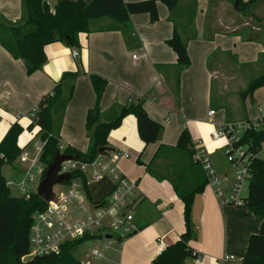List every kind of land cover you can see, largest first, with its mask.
<instances>
[{
	"label": "crops",
	"instance_id": "0c3cea01",
	"mask_svg": "<svg viewBox=\"0 0 264 264\" xmlns=\"http://www.w3.org/2000/svg\"><path fill=\"white\" fill-rule=\"evenodd\" d=\"M57 1L53 0L52 7L49 4L51 10ZM83 1L89 3L91 0ZM157 11L158 20L153 23L150 22L147 14L132 15L129 22L124 25L111 19L92 22L88 33L78 35L79 47L76 49L78 52L76 60L71 58L73 49L62 43L45 46L44 52L47 59L45 65L41 70L28 76L32 89L31 105L48 94L61 80L64 73L77 72L79 76L73 83V97L65 109L64 123H85L87 112L95 105V93L89 76L97 75L107 82L99 102L102 115L113 107L131 103L134 98H146L143 108L152 120L161 124L165 114L167 116L174 114L180 119V89L183 79L189 81L190 88L194 92L205 88L209 101L214 102L215 107L224 108L220 100L213 98V92L214 96L220 99V96L229 90V86L242 83L243 77L240 70L242 64L234 54L232 55L236 53L237 43L257 47L260 52L259 59L253 65L256 67L264 65V39L260 42H245L242 39V33H247V31L263 32L264 38V0L251 12H239L231 2L226 0H179L173 11H169L158 2ZM0 17L7 22L18 23L22 18L21 0H0ZM243 26L248 28L244 27V31ZM174 29L177 30L186 47L190 63L186 68L176 65V55L166 43L171 38ZM133 55L138 58L135 62L131 59ZM244 67L249 68V66ZM25 72L23 63L13 59L0 46V89H4L3 87L9 83L19 82ZM25 81L28 82L27 79ZM237 91L235 90V93ZM6 103L7 100H4L0 93V118H3L0 123L6 125L2 128L0 141L12 124L21 123L20 115L14 116V119L13 116L9 117L6 114L7 105L11 106ZM211 110L216 116V111ZM168 120L169 117L166 118L165 123H168ZM191 121L198 123L195 119ZM224 121V123H234L228 116H225ZM213 128L210 125L209 127L198 125L186 130L191 141L206 144V149L209 148L212 153L209 134ZM59 139L63 141V143L59 141L63 147L77 148L76 144L67 140L64 135L59 134ZM161 139L160 137V140L155 143L157 148L162 145L160 144ZM108 143L113 151L120 149L128 153V159H121L118 162L120 170L125 174L127 167L131 171L134 169L129 166L133 154L145 147L139 139L136 119L132 115L125 117L119 128L111 131ZM262 151L263 149L259 153L261 159H263ZM183 157L179 151L177 163L180 168L176 175L172 177L162 175L163 181L169 183L170 188L172 186L169 181L187 165ZM218 174L222 179L221 187L230 181L233 182L230 186L227 184L222 188L225 196H228L234 184L233 173L230 179L229 171L218 169ZM185 176L191 184L190 175ZM129 177H133V171ZM142 179L141 182L133 179L137 182V191L140 196V201L134 211L138 207L142 209L143 202L149 197H152L160 207L161 193L157 191L154 195L148 194L142 184ZM165 190L169 193L168 189ZM175 205V210L163 212L161 209L158 217L152 222L147 215L143 214L135 219L133 213V223L138 228V232L125 241L121 264L126 255L128 258H125V261H129L130 264H149L151 261L153 264V259H156L160 250L157 239H163L166 247L180 239V235L184 232V223L178 217V214L180 215L183 211L179 198ZM191 215L195 227L199 229V234L195 241L189 243V247L201 256V260L189 264H219V259L225 255L235 257L238 261L242 260L249 238L260 230L261 220L253 216L246 208L220 206L214 188L209 184L205 186L201 194L196 196ZM141 244L143 247L140 246L138 250H135Z\"/></svg>",
	"mask_w": 264,
	"mask_h": 264
},
{
	"label": "trees",
	"instance_id": "16d2710c",
	"mask_svg": "<svg viewBox=\"0 0 264 264\" xmlns=\"http://www.w3.org/2000/svg\"><path fill=\"white\" fill-rule=\"evenodd\" d=\"M233 4L239 12H251L263 0H226ZM160 2L169 11H173L179 0H144L124 2L123 0H58L53 10L44 0H21L22 18L18 23H10L0 17V46L9 55L20 60L25 66L27 75L41 70L47 59L44 48L54 43H62L71 49H77L78 35L88 33L92 22L101 19H111L116 23L127 24L132 15L147 14L151 23L158 20L157 4ZM260 22L259 20H257ZM252 35H247V34ZM256 32L242 33L245 42H260L263 32L257 36ZM167 45L176 55V65L181 68L189 66L186 47L177 30ZM79 74L64 73L61 80L52 90L38 102L36 115L28 124L27 131L35 127L40 128L39 141L44 147L39 161L46 168L52 164L59 149V128L54 127V116L59 118L64 113L72 97L73 83ZM89 80L95 93V105L85 117V130L88 133L90 147L86 153L66 147L61 153L77 156L82 162L90 163L98 156V149L109 147L108 138L111 131L119 128L122 120L132 115L136 119L139 139L146 146L160 140L162 124L152 120L143 105L146 98H134L131 103L109 109L105 115L99 110V102L106 88L107 82L97 76L90 75ZM264 89V73L251 79L241 93L245 100L257 89ZM23 128L12 124L0 141V264H83L72 255V250L79 244L64 245L58 253L48 256H35L31 261L23 262L29 254V230L31 216L35 212L44 210L45 202L36 193H31L28 199L13 196L5 186L6 179L2 176V168H15L22 149L18 147V138ZM191 139L188 131L181 132L177 148L186 160V167L181 168L179 174L170 180V184L182 203L184 232L180 239L165 248L154 260V264H185L192 257L191 241L197 238V231L192 219V207L197 195L201 194L207 185L205 174L192 160V152L188 149ZM264 143V130H246L236 141L234 146H242L253 155L250 163L251 179L247 186L244 208L253 216L261 220L260 230L249 238L246 252L240 264H264V160L259 153ZM163 145H159L152 161L156 160ZM185 175H190L191 184ZM77 177V175H73ZM44 178V175L42 176ZM114 190L113 183L105 178L86 187L88 200L98 205Z\"/></svg>",
	"mask_w": 264,
	"mask_h": 264
},
{
	"label": "built area",
	"instance_id": "2783aa9c",
	"mask_svg": "<svg viewBox=\"0 0 264 264\" xmlns=\"http://www.w3.org/2000/svg\"><path fill=\"white\" fill-rule=\"evenodd\" d=\"M49 6L48 0H44ZM51 10V9H50ZM53 10V9H52ZM51 10V11H52ZM78 52L71 51V58L76 60ZM136 61L137 56L131 57ZM36 107L29 113L27 119L31 122L35 115ZM264 108L258 106L259 117L255 120L242 122L223 123L216 125L213 121L215 112L210 110L208 116L212 119L210 127H214L209 134V143L223 141L226 161L233 167L234 184L231 193L225 196L221 187L217 170L207 152L206 144L200 141H191L188 149L192 152V160L198 164L207 179V184L214 188L215 195L220 206L244 207L245 195L243 190L247 188L251 179L250 163L253 155L245 147L234 146V141L238 139L237 134H242L246 130H264ZM39 133L40 128H34ZM44 142L35 144V156H32L26 146H18L22 149L17 163L25 172L24 177L27 182L39 183L45 176L46 167L40 163L39 158L44 147ZM65 147L60 146L62 152ZM60 152V153H61ZM129 155L120 149L98 155L92 162L85 163L80 160L63 162L60 165L58 175H70L71 178L63 185L55 186L54 197L50 202H45L42 211L35 212L31 216V226L29 230V254L27 256H48L58 253L64 245L77 243L83 239L103 240V249H95L91 252L90 258L96 264H103L104 251L113 239L122 241L138 232V228L133 223V211L140 201L138 185L136 181H131L125 177L118 166L121 159H128ZM77 177H73V175ZM109 179L114 190L105 197L98 205L91 203L86 195L85 189L93 183L102 179ZM5 186L10 190L16 188L20 196L26 199L31 193L26 191L24 180L19 184L6 179ZM107 236L111 238H106ZM159 247V254L165 250L163 239L156 240ZM192 258L197 261L201 256L192 252ZM238 261L232 256H223L219 259V264L236 263Z\"/></svg>",
	"mask_w": 264,
	"mask_h": 264
},
{
	"label": "rangeland",
	"instance_id": "374dc122",
	"mask_svg": "<svg viewBox=\"0 0 264 264\" xmlns=\"http://www.w3.org/2000/svg\"><path fill=\"white\" fill-rule=\"evenodd\" d=\"M48 3L52 7L53 0H48ZM246 26H243V30L245 31ZM248 27H246L247 29ZM248 32V31H247ZM256 32V31H253ZM257 36L260 35V31ZM252 35V34H247ZM234 52V49H232ZM235 57H237L238 61L242 64L241 66V74L243 77L242 83L238 85L229 86V90L224 92L223 95L220 96V99L214 96L213 98L220 100L222 102L221 108L219 106L215 107L214 102H210L209 99L206 97V89H198L197 91H193L190 88V84L188 80H181V89H180V119L174 115L165 114L164 118L161 120L162 124V131H161V141L160 144L163 145L162 150L160 151L156 160L152 161V157L157 149V144H149L143 147V149L139 152H135L132 156V160L130 163V168L133 171V177L130 178L129 176L132 174V171L127 167L126 177L127 179L133 181V179L139 180L142 184H144L145 190L150 195H154L159 191L162 195L161 205L160 207L156 203L152 197L146 199L143 202L144 206L142 209L138 207L134 213L135 219H138L141 214L144 216L147 215V218L151 220V222L158 217V214L163 209L165 210H175L176 209V201L178 198L174 194L172 188H170L169 183L163 181L162 175L174 176L177 174L180 165L177 163V154L179 149L176 147L178 138L181 132L185 129L190 128L191 126H208L211 123V118L208 116V112L211 109L216 111V116H214L213 121L216 125L223 124L225 116H228L229 119H232V122H242L247 120H254L258 117V106L259 104L262 105L264 108V89L260 88L257 89L251 96H248L245 100L242 99L241 93L245 90L247 84L251 79L255 78L256 76L264 73V65L254 66L253 64L256 63L259 59V51L258 48L251 44L245 43H237L235 46ZM244 66H249V68H245ZM253 67V68H250ZM32 75V74H31ZM27 73L25 72L24 76H21L19 82L16 81L13 84H8L4 86V89H0V93L4 97V100H7L6 104H10L11 106L7 105L6 114L9 117L14 118L16 115L21 116V127L23 128V132L18 138V145L25 147L26 150L35 156L36 151L34 150V145H40L39 134H36V130L33 129L31 132L27 131V125L29 124V120L27 117L29 113L36 107V103L31 105L30 100H32V89L31 84L28 81ZM27 79L28 82L25 80ZM4 83V82H3ZM239 87V88H238ZM235 90H238L235 93ZM73 97V94H72ZM72 100V98H71ZM70 100V102H71ZM133 100V99H132ZM5 102V101H4ZM69 102V104H70ZM69 104L67 106H69ZM66 111V110H65ZM65 111L62 116L59 118V115L55 114L54 116V127L59 128L61 131V135H64L67 140H71L76 144V149L80 152L86 153V151L90 147V141L87 131L85 130V123H64L65 122ZM264 113V112H263ZM197 114V116H196ZM169 117L168 123H165L166 118ZM15 119V118H14ZM191 119H195L198 123H192ZM3 118H0V122ZM5 123H0V134L2 133V128ZM209 124V125H208ZM237 137L240 134L236 135ZM61 138V137H60ZM88 139V142H87ZM63 143V141H60ZM224 142L220 141L217 143L212 144L213 152H210V149L207 148V152L210 155L213 165L215 169L223 171H229L228 177L229 179L232 177L233 167L226 161V155L224 152ZM59 146H62L59 144ZM75 148V147H74ZM262 154L261 157L264 159V144L262 145ZM138 158V160H137ZM151 160V161H150ZM17 163V162H16ZM152 164V165H151ZM177 164V165H176ZM132 166V167H131ZM2 176L5 179H9L13 181L15 184H19L22 180H24V185L26 191L29 193H36L37 187L39 182L35 180L33 183L27 182L26 178L24 177L25 172L23 171L22 167L19 164H15V168L11 166H5L2 168ZM173 174V175H172ZM219 177V174H218ZM138 178V179H137ZM220 182H222V179ZM233 182L227 183L230 186ZM227 184H224L227 186ZM223 185V184H222ZM224 185L222 188H224ZM55 191L58 190L57 188H53ZM168 189L169 193L165 190ZM246 189L243 190V195H246ZM13 196H20V193L16 188L11 189ZM175 201V202H174ZM180 203V202H179ZM178 217L183 221V214H178ZM197 226V225H196ZM197 234H199L198 227L196 228ZM125 240L119 241L113 239L107 248L104 251V261L103 264H121L122 249L126 244ZM103 240L100 239H92L84 241L83 243L77 245L72 250L73 257L83 264H96L93 259L90 258V254L95 249L102 250L103 248ZM143 247L142 244L135 248L138 250L139 247ZM126 254H128L126 252ZM137 255L139 253L137 252ZM128 258V255L125 256ZM125 258L122 259V264H130V262L125 261ZM155 259H153L154 261ZM194 260L192 257L187 259L185 264H189ZM239 261H241L239 259ZM152 264V261L151 263ZM239 264V263H238Z\"/></svg>",
	"mask_w": 264,
	"mask_h": 264
},
{
	"label": "water",
	"instance_id": "95a60500",
	"mask_svg": "<svg viewBox=\"0 0 264 264\" xmlns=\"http://www.w3.org/2000/svg\"><path fill=\"white\" fill-rule=\"evenodd\" d=\"M113 149L110 147L100 148L98 149V155H103L105 153L112 152ZM77 156L67 155L63 153H56L52 164H50L45 172L44 178L40 181L36 194L37 196L44 202H50L53 197V188L55 186L63 185L66 181H68L71 176L70 175H58L60 170V165L63 162L71 161V160H78ZM106 238H111L107 236ZM34 257L33 256H26L23 258V262L31 261ZM154 264V262H153Z\"/></svg>",
	"mask_w": 264,
	"mask_h": 264
}]
</instances>
